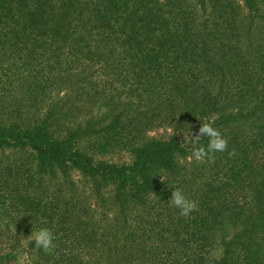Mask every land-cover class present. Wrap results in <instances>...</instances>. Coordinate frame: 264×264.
I'll return each mask as SVG.
<instances>
[{
    "label": "trees",
    "instance_id": "16d2710c",
    "mask_svg": "<svg viewBox=\"0 0 264 264\" xmlns=\"http://www.w3.org/2000/svg\"><path fill=\"white\" fill-rule=\"evenodd\" d=\"M0 220L35 264H207L228 222L214 264H264V0H0Z\"/></svg>",
    "mask_w": 264,
    "mask_h": 264
},
{
    "label": "rangeland",
    "instance_id": "374dc122",
    "mask_svg": "<svg viewBox=\"0 0 264 264\" xmlns=\"http://www.w3.org/2000/svg\"><path fill=\"white\" fill-rule=\"evenodd\" d=\"M118 99L119 98H114L117 103L119 102ZM112 103L113 100L111 98L102 99V101L97 102L95 106H93L94 114L99 115L111 111ZM173 132L174 128L172 126L157 125L150 134L155 137H169ZM108 159L117 163H128L131 160V156L125 152H114L108 156ZM6 224V222L2 223V220H0V264H35L33 262L35 257L29 254L27 244L30 240L35 239V233L38 231L22 235L20 242L14 246L6 237V232L11 230ZM238 231L239 226L234 225L232 222H228L221 227L216 235L214 246L208 254L207 264H214L215 260L223 256V239H225V237L231 238L238 233Z\"/></svg>",
    "mask_w": 264,
    "mask_h": 264
},
{
    "label": "clouds",
    "instance_id": "9594fccd",
    "mask_svg": "<svg viewBox=\"0 0 264 264\" xmlns=\"http://www.w3.org/2000/svg\"><path fill=\"white\" fill-rule=\"evenodd\" d=\"M171 131V130H170ZM200 135H191L186 139V143L193 145L192 157L196 161H204L209 158L210 153L222 152L227 149L228 141L223 137L222 133L215 128L211 123H205L200 127ZM197 137H207V146L195 147ZM171 203L174 207L180 209L182 216H189L196 210V202L188 199L184 192L177 188L173 191L171 197ZM54 234L48 228H41L35 233V246L37 249H42L45 252L50 251L53 248Z\"/></svg>",
    "mask_w": 264,
    "mask_h": 264
}]
</instances>
